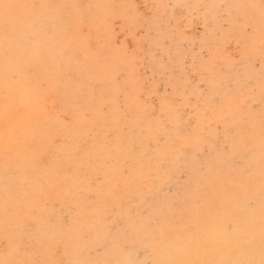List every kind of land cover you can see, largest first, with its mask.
Returning <instances> with one entry per match:
<instances>
[{"label": "snow or ice", "instance_id": "1", "mask_svg": "<svg viewBox=\"0 0 264 264\" xmlns=\"http://www.w3.org/2000/svg\"><path fill=\"white\" fill-rule=\"evenodd\" d=\"M0 93V264H264V0H0Z\"/></svg>", "mask_w": 264, "mask_h": 264}, {"label": "rangeland", "instance_id": "2", "mask_svg": "<svg viewBox=\"0 0 264 264\" xmlns=\"http://www.w3.org/2000/svg\"><path fill=\"white\" fill-rule=\"evenodd\" d=\"M20 2H36V3H39V2H47V0H20ZM56 2H70V0H56ZM82 2H85V3H89V2L90 3H102V4H108V3L133 4V5H140L141 10H142L143 5L151 4V3L155 2V0H82ZM170 2L176 3V2H178V0H170ZM185 2L203 3V2H212V0H185ZM217 2H218V0H217ZM188 27L190 30L189 34L192 35L196 31V28L194 25H191V24L188 25ZM136 33H137V29L131 27L130 22L127 21L125 18L120 17L118 19H115L109 28H107L106 30L101 32V39H102V42H105L109 47H111L114 50H120V49H129L130 50L132 48H136L139 46L140 37ZM232 50H234V49H230L229 51H232ZM224 55L226 56V55H228V53L225 52ZM255 63H256V67L259 68L260 64H259L258 58L255 61ZM1 98H2V93H0V127H1L0 128L1 129L0 130V145H1L0 148H2L3 134L5 131V127L2 125L6 124V120H5L6 118L4 117L5 116L4 110H2L3 109V102L1 100ZM19 107L13 109L14 111L12 110L13 112H11L9 114L8 120L10 119L9 121L17 122V126L19 127L20 131L23 132V131L27 130L25 126H26L27 122L32 118L33 113L29 109H27L23 106L22 107L19 106ZM15 110H17V112H15ZM3 122H4V124H1ZM2 127L4 129H2ZM184 178L185 177L183 176V173L181 171H176L173 180L171 181L169 186H167L165 188V191H168L169 188L173 192L176 191L177 187L179 186L180 183L183 182ZM33 191H36V190L33 189ZM37 195H38V191H37ZM0 199H2V197H0ZM67 200H68V202L66 200L64 201V204L66 205V206L64 205L65 207L64 206L62 207L60 202L55 203L56 205H54V207H56V208L54 210L57 214H59L60 212H66L67 213L69 211L70 207H72V206L75 207V205L77 203L76 201H73L71 199H67ZM69 201H71L73 203L71 204ZM66 203H69V204H66ZM49 207H51V205H49ZM66 207H68V208H66ZM63 209H64V211H63ZM56 210H58V211H56Z\"/></svg>", "mask_w": 264, "mask_h": 264}, {"label": "bare ground", "instance_id": "3", "mask_svg": "<svg viewBox=\"0 0 264 264\" xmlns=\"http://www.w3.org/2000/svg\"><path fill=\"white\" fill-rule=\"evenodd\" d=\"M1 100H2V98H1ZM22 107V106H21ZM20 108V107H19ZM3 110V109H2ZM14 111V110H13ZM12 111V112H13ZM24 111V110H23ZM26 111V110H25ZM15 112H17V110H15ZM19 112V111H18ZM22 112V111H21ZM21 114V113H20ZM5 117V116H4ZM11 117V116H10ZM2 119V118H1ZM5 119V118H4ZM3 120V119H2ZM1 120V121H2ZM6 120V119H5ZM10 120V119H9ZM5 122V121H4ZM4 122L3 123H1V124H4ZM2 126H4L5 127V125H2ZM1 128V127H0ZM2 129H4L3 127H2ZM1 130V129H0ZM1 146V145H0ZM39 194V193H38ZM67 202H68V200H66ZM59 201H57V202H55V203H58ZM71 204L73 203V202H71V201H69ZM61 204V203H60ZM66 204H69V203H66ZM54 205H56V204H54ZM65 205V204H64ZM63 205V206H64ZM59 206V205H58ZM62 206V205H61ZM66 206V205H65ZM64 206V207H65ZM69 206V205H68ZM71 206V205H70ZM51 207H52V205H51ZM73 207V206H72ZM56 207H54V209H55ZM66 208H68V207H66ZM62 210V209H61ZM56 211H58V210H56ZM63 211H64V209H63ZM66 211V210H65ZM66 213V212H65Z\"/></svg>", "mask_w": 264, "mask_h": 264}]
</instances>
